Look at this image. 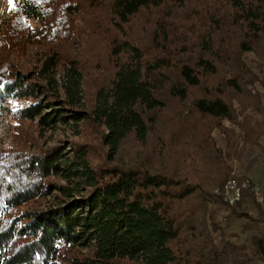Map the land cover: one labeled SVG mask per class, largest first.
<instances>
[{
	"label": "trees",
	"instance_id": "1",
	"mask_svg": "<svg viewBox=\"0 0 264 264\" xmlns=\"http://www.w3.org/2000/svg\"><path fill=\"white\" fill-rule=\"evenodd\" d=\"M2 93L23 104L0 152V264L264 263V201L214 193L256 183L242 165L264 157V0H18ZM129 138L146 151L120 164Z\"/></svg>",
	"mask_w": 264,
	"mask_h": 264
},
{
	"label": "rangeland",
	"instance_id": "2",
	"mask_svg": "<svg viewBox=\"0 0 264 264\" xmlns=\"http://www.w3.org/2000/svg\"><path fill=\"white\" fill-rule=\"evenodd\" d=\"M18 0H0V27L5 23L8 15L10 14L11 10L13 9L14 5L16 4ZM31 23L33 26H39V22L31 20ZM143 25L140 24L139 28ZM43 47V46H41ZM33 52L35 50H32ZM33 52H29L26 55V59H32V62L30 65H33L34 58ZM249 57L251 55H248ZM248 63L255 69L256 71L259 70V66L261 68V62L254 59L252 61H248ZM23 104V101H16L11 98H9L6 94H1L0 97V152L4 150L10 149V147L13 145L15 146L18 144V137L14 136V134L18 135V132L14 129L16 122L14 118L9 114L8 108H16L17 106H20ZM64 135H68L67 137H70V134H65L62 131H56L53 134H51L50 131H47L45 135L38 138L37 141L31 139V143H35V145H44V146H51L53 142L59 137H65ZM216 138L219 143H222V138L217 133L215 134ZM28 148V147H26ZM147 146L142 145L139 146L136 142H133L130 138L126 140L123 145L120 154L116 157V161L120 164H130L132 162H135L140 156L145 153ZM98 157V159H94ZM99 157H101V153L99 151L92 153V160L98 162ZM235 166L237 170L235 172L238 173L239 170V162L234 161ZM244 169H247L249 171V176L255 180L256 183H258L263 189H264V157L257 151V150H251L249 157L246 158L245 164L242 165ZM241 167V166H240ZM242 169V167H241ZM243 171V169H242ZM247 172V171H246ZM243 173V172H242ZM234 175V172L233 174ZM26 205L25 207H27ZM220 219L221 216H218ZM257 260V257L253 256L250 261ZM260 264H264L259 262Z\"/></svg>",
	"mask_w": 264,
	"mask_h": 264
},
{
	"label": "built area",
	"instance_id": "3",
	"mask_svg": "<svg viewBox=\"0 0 264 264\" xmlns=\"http://www.w3.org/2000/svg\"><path fill=\"white\" fill-rule=\"evenodd\" d=\"M248 186L251 187L256 201L263 202L264 189L257 183L250 185L248 179H245L240 183L234 177H230L225 181L223 185L215 188L214 193L224 202L233 205L240 199L243 188Z\"/></svg>",
	"mask_w": 264,
	"mask_h": 264
},
{
	"label": "water",
	"instance_id": "4",
	"mask_svg": "<svg viewBox=\"0 0 264 264\" xmlns=\"http://www.w3.org/2000/svg\"><path fill=\"white\" fill-rule=\"evenodd\" d=\"M261 249H262V251H263V253H264V247H262Z\"/></svg>",
	"mask_w": 264,
	"mask_h": 264
}]
</instances>
